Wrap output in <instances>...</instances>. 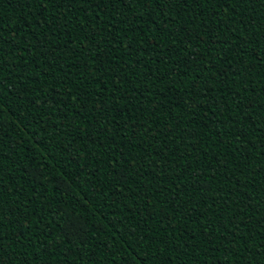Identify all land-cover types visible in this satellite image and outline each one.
<instances>
[{"label": "trees", "instance_id": "trees-1", "mask_svg": "<svg viewBox=\"0 0 264 264\" xmlns=\"http://www.w3.org/2000/svg\"><path fill=\"white\" fill-rule=\"evenodd\" d=\"M44 6L48 11L42 15L30 2L0 0V210L7 264H15L17 256L31 264H136L157 247L173 264H199L201 259L213 264L217 258L221 264H248L264 244V220L259 219L264 204L259 210L244 209L245 215L239 216L241 200H264V157L259 155L264 140L255 130L264 129V24L254 18L262 10L241 12L247 9L245 3L225 2L217 8L214 2L199 0L183 7L174 3L164 13V5L155 4L134 21L135 33L121 31L114 40L112 33L128 24L112 19L116 9L110 4L85 3L75 12L71 7ZM142 11L140 5L133 7L129 19ZM244 15L248 20L241 22ZM169 21L180 36L157 37V26ZM203 24H209L211 32L201 30ZM254 25L260 28L256 35ZM85 29L99 33L107 47L97 49L85 42L90 50L77 55ZM189 35L192 43L185 50L181 37ZM36 40L43 52L32 48ZM173 47L178 51L169 60L163 54ZM64 48L68 51L59 60L49 55ZM189 53L191 59L185 60ZM235 64L249 70L233 75L230 66ZM58 65L67 74L63 86L55 79ZM14 87L19 96L5 94ZM81 101L92 114L101 110L105 127L99 135V124L85 116ZM221 112L235 120H240L237 112L247 117V159L234 148L233 159L219 145L214 135L218 126L210 122L222 118ZM143 128L150 129L147 135ZM37 138L42 143L36 144ZM220 161L228 163L223 174L216 171ZM193 168L208 189L204 203L194 189L185 190ZM120 177L126 178L124 183H116ZM234 182L237 188L249 184L247 197L244 189L235 191ZM165 188L185 212L199 205V215L192 213L186 228L176 202H162ZM213 202L216 208L205 211ZM249 217L252 224L246 225ZM67 221L87 234L86 243L66 242ZM133 231L134 241L129 239ZM174 241L182 242L179 252L184 255L179 259L173 255ZM228 248L233 254L225 257ZM257 258L264 264V255Z\"/></svg>", "mask_w": 264, "mask_h": 264}, {"label": "snow or ice", "instance_id": "snow-or-ice-1", "mask_svg": "<svg viewBox=\"0 0 264 264\" xmlns=\"http://www.w3.org/2000/svg\"><path fill=\"white\" fill-rule=\"evenodd\" d=\"M17 3L21 2V0H16ZM31 3L33 6H36L37 11L40 12L42 15L43 13L48 11V8L45 7V3L49 4L52 7H56V8H62V7H71L72 10L75 12L77 10L78 6H81L82 4H93L95 3L97 7H99L100 4H110L113 7H115L116 11L112 14V19L116 20L118 25H123L125 22H127L128 27L127 29L123 28V27H119L117 29V31L115 33H112L113 39L115 40L116 36H118L119 32L123 31V32H127V31H132L133 33L136 32V25L134 24V21H137L138 19H143L144 16L146 14H148L149 12V6L151 5H155V4H163L164 5V13H166L168 8H171L173 6V4H177L180 5L181 7H183V5L185 3H190V2H199V0H23L24 4H28ZM215 3L217 5V8H219L220 6H222L225 2H230L233 3V5L235 6L236 4H241V3H245L247 5V9H241V12H246V11H251L254 12L255 9L257 7H259L262 11L259 13L258 16L254 17L256 19H258L260 21V24H264V0H204L205 4H212ZM140 5L143 8L142 12H139L137 14H133L131 16V19H129V13L132 12V8ZM76 6V7H74ZM196 14L199 15V10H195ZM217 9H213V12H216ZM152 16L157 15V10L155 8L152 9ZM117 16H120V19L117 20ZM164 18L167 20V16L166 14L164 15ZM105 19H107V17H105ZM208 19L211 21V14L209 15ZM248 20V16L244 15L242 18V21H246ZM70 22V21H69ZM149 23H155L154 20H151V18H149ZM212 26H215V22L212 21ZM59 28H65L66 25H58ZM174 27V24L169 21L168 23H166L163 27H159L157 26L156 32H157V37L162 34V33H168L170 39L175 40L176 37L180 36V32L176 31L173 32L172 29ZM253 28L255 29V31L252 33L253 35H256L258 32H260V28L257 26H253ZM201 30L205 31L206 34L211 32L212 28L209 26V24H203L201 26ZM245 30H247V26H245ZM149 31H152V29H149ZM48 32L52 35H55L54 32L51 31V29L48 30ZM243 34V33H241ZM41 35H44L43 33ZM44 38L46 39L47 37L44 36ZM260 39H264V35L260 36ZM181 40L183 41V43L181 44V47H184L185 50L187 45H190L192 43V38L189 36H184L181 37ZM85 42H89L90 45L94 44V46L99 49L102 46L103 47H107L106 43H102V38H100L99 33H97L96 31H88L87 29L84 30V32L82 33V39L80 44L77 46V55H79V53L81 51L86 52L90 49H85ZM210 42L211 43H215V39L210 38ZM116 43L118 45H121L122 42L119 40H116ZM246 43H250L246 42ZM127 47L129 49L132 48V44L131 42H129V44L127 45ZM167 47V45L165 46ZM32 48H41V52H43V49L39 43V40H36L33 44H32ZM68 49L64 48L63 51H61L60 49H57L55 52L50 53L49 55H51L54 59L59 60L61 58V56H63L64 52H67ZM178 51L177 48L173 47L170 51L164 53L163 55H167L169 60L172 59L173 56L176 55V52ZM41 52L36 53L37 57H39V55L41 54ZM59 53V55L57 54ZM187 59H191V54L189 53L188 56L185 57V60ZM260 66L264 67V48L260 49ZM13 67H15V65H13ZM232 68L233 71V75H236L238 72H244L247 73V71L249 70L248 67L246 66H241L239 64H235V65H231L230 66ZM252 67H256V65H252ZM58 68V73L57 76L55 77V79L58 81V83L63 86V84L66 81L67 78V74L64 73L63 68L60 67L59 65L57 66ZM3 71L2 66H0V72ZM3 76H0V92H3ZM261 91H264V88L261 89ZM6 95H16L19 96V91L14 87L8 90L7 93H5ZM57 95H62L61 93H57ZM206 95V93H205ZM238 95V93H237ZM75 100V97L73 98ZM125 100H127V97H125ZM45 102L44 100H41V103ZM58 103V101H53V104ZM39 105H37L38 107ZM75 106V105H74ZM80 107L85 108V116H91L92 119L96 120L97 123L99 124V128L96 130L97 131V135H99L102 130L104 129L105 125L103 122H101L100 120V116H101V110L97 109L95 114H92L90 112V110H87L86 108V103L85 101H81L80 103ZM153 112L155 111V108L153 107L151 109ZM0 111H3V101L0 100ZM217 112H220V109L217 108L216 109ZM221 117L220 119H213L211 120V125L212 126H218V132L214 133V135H218L219 140L218 143L219 145H223L224 148L226 149V153L230 156H232L233 159H235V154L233 153V148L235 149V153H240L241 155L244 156L245 159H247V157L250 155V149H247L245 147V145L248 143V132L245 130V127L243 125V121L247 118L245 117V115L243 113L237 112V115L240 117V120H235V119H231L228 116H223V113H220ZM249 116L251 115V113L248 114ZM11 118V117H10ZM225 121H227V126H225ZM132 127H136L135 124L131 125ZM142 127V126H141ZM143 133L145 135H147V133L150 131L149 128H143ZM211 130V129H210ZM259 134H260V138L262 140H264V129L257 127L255 129ZM140 133V130H137V134ZM36 144H40L42 143V139L37 138L35 141ZM253 148L255 147V145L252 146ZM261 149H264V143H262L260 145ZM154 155V152H150L149 156ZM261 157H264V150H262L259 154ZM230 162V161H229ZM207 167V165H205V168ZM143 168V165H142ZM228 168V163L224 162V161H220L218 163V166L216 168L217 172H221V174H223V170H227ZM257 175H260V173H255ZM190 175L192 176V182L189 185H186V189L187 187H191L192 189H194L201 197L202 199L199 201V203H204V201L206 199H209V197L205 196L204 194L208 191V189H206L203 184L200 182V177L199 174L197 173L196 169L193 168ZM177 179H179V176L176 177ZM125 177H120L118 179H116V183H124L125 181ZM228 179L231 180V177H228ZM239 179V178H237ZM261 183L264 184V175H261ZM232 187L235 189V191L237 193L240 192V189H244V193L243 195L245 197H247L248 195V189H249V184H241L239 188L236 187V183L234 182ZM57 189L59 191H63V186L62 185H57ZM161 195L164 197L163 199V203L164 204H170V202L175 201L176 202V210L177 213H179V219L184 221L183 227H187V221H188V217L192 214V213H198V207L199 205H194V206H190L188 208V211L185 212L183 209V205L177 200V197L175 195H173L171 193V189L165 188L164 191L161 193ZM113 199L115 200L116 197L113 196ZM241 204L243 205L239 216H244L245 212L244 209H253V208H257V210H259L258 206L261 204H264V200H253L252 198H248L247 202H245L244 200H241ZM119 206V205H118ZM216 204L215 202H213L212 204L208 205V208L205 209V211H209V210H213L216 208ZM117 219H119V217H117ZM233 220H237V216L233 215L232 216ZM259 219L264 220V214L261 215V217H259ZM165 220L164 217H161V222H163ZM12 223H15V220L11 221ZM3 223H4V218L2 215V210H0V264H7L6 260L4 259V247H3V241L5 240V234L2 231L3 229ZM246 225H250L252 224V219L251 217H249L245 222ZM259 226V225H258ZM20 235H23V232L20 233ZM63 236L66 239L67 243H71L73 241V239L79 241L80 244H84L87 242L88 240V236L85 232L81 231L78 227H76L75 225H73L70 221L66 222V226L65 229L63 231ZM137 238V233L135 231L130 232L129 233V239H132L133 241ZM205 239H207V236L204 237ZM19 242V241H17ZM162 243H166L163 242ZM174 243L176 244V249L173 252V255H175L177 257V259H179L180 255H184V253L179 252V243L182 242H177L174 241ZM210 243V241H209ZM148 241H145V246H147ZM33 245L29 244L28 247H32ZM51 243H49L48 247L51 248ZM169 247H172L171 245H169ZM37 251H40L39 249ZM141 251H143V249H141ZM44 253L46 255H51V253H48L47 249H44ZM224 256H231L233 254L232 250L230 248L225 249L224 251ZM264 255V244H262L260 246V249L258 251H254V253L249 257L248 260V264H262V261L260 259H258L257 257ZM15 259V264H31L30 261H20L18 256L14 258ZM136 264H173V260L171 258H169L167 256V253L164 254H159L158 251V247L151 249L149 254H146L145 259L140 260L137 259ZM199 264H208V260L205 259H201L199 261ZM213 264H221V261L219 258H217L215 261H213ZM224 264H227V262L225 261Z\"/></svg>", "mask_w": 264, "mask_h": 264}]
</instances>
